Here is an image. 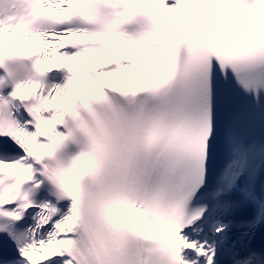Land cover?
I'll use <instances>...</instances> for the list:
<instances>
[{"label": "snow or ice", "instance_id": "snow-or-ice-1", "mask_svg": "<svg viewBox=\"0 0 264 264\" xmlns=\"http://www.w3.org/2000/svg\"><path fill=\"white\" fill-rule=\"evenodd\" d=\"M0 264H264V0H0Z\"/></svg>", "mask_w": 264, "mask_h": 264}, {"label": "bare ground", "instance_id": "bare-ground-1", "mask_svg": "<svg viewBox=\"0 0 264 264\" xmlns=\"http://www.w3.org/2000/svg\"><path fill=\"white\" fill-rule=\"evenodd\" d=\"M169 15L173 18V22L174 23H179L180 22L178 13H170Z\"/></svg>", "mask_w": 264, "mask_h": 264}]
</instances>
